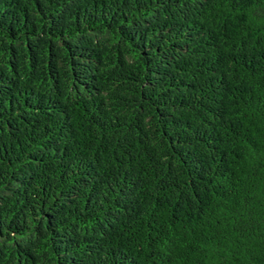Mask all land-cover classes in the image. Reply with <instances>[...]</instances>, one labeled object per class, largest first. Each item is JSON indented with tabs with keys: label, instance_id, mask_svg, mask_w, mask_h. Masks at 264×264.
Here are the masks:
<instances>
[{
	"label": "trees",
	"instance_id": "trees-1",
	"mask_svg": "<svg viewBox=\"0 0 264 264\" xmlns=\"http://www.w3.org/2000/svg\"><path fill=\"white\" fill-rule=\"evenodd\" d=\"M0 264H264V0H0Z\"/></svg>",
	"mask_w": 264,
	"mask_h": 264
}]
</instances>
